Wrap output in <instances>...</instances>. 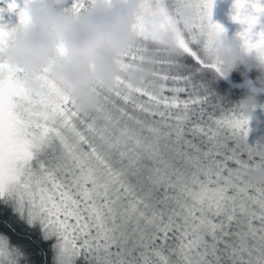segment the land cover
Returning a JSON list of instances; mask_svg holds the SVG:
<instances>
[{
	"label": "snow or ice",
	"instance_id": "obj_1",
	"mask_svg": "<svg viewBox=\"0 0 264 264\" xmlns=\"http://www.w3.org/2000/svg\"><path fill=\"white\" fill-rule=\"evenodd\" d=\"M91 3L68 0L67 10ZM214 5L145 0L120 59L129 69L155 53L153 75L133 88L122 69L113 88L94 86L99 103L87 113L47 70L46 91L25 87L3 52L28 24L27 9L8 0L7 10L19 8L8 27L0 8V224L15 232V217L37 231L48 243L42 264H264V185L246 179L264 164V137L250 144L252 119L198 75L220 72L212 53L226 29ZM233 8L246 25L242 45L264 55V0ZM153 15L159 25L148 24ZM160 29L174 33L178 54L158 47ZM0 264L36 262L0 233Z\"/></svg>",
	"mask_w": 264,
	"mask_h": 264
},
{
	"label": "clouds",
	"instance_id": "obj_2",
	"mask_svg": "<svg viewBox=\"0 0 264 264\" xmlns=\"http://www.w3.org/2000/svg\"><path fill=\"white\" fill-rule=\"evenodd\" d=\"M144 4L145 0H92L86 11L72 12L67 10L68 0H27L29 22L17 28L3 56L21 70L30 92L46 91L41 73L47 70L69 90L79 112H90L99 103L94 86L113 88L122 69L133 88L153 75L155 53H145L142 62L129 69H124L120 59L136 40ZM147 20L149 25L161 23L157 15ZM61 47L63 54L59 52ZM158 47L178 54L171 30L160 29ZM212 55L220 66L216 79H228L240 66L246 72L255 68L260 73L257 81L247 80L249 91L236 104L252 120L257 119L258 85L264 87V55L247 51L240 40L226 33L219 37ZM246 179L264 185V164L249 171Z\"/></svg>",
	"mask_w": 264,
	"mask_h": 264
},
{
	"label": "trees",
	"instance_id": "obj_3",
	"mask_svg": "<svg viewBox=\"0 0 264 264\" xmlns=\"http://www.w3.org/2000/svg\"><path fill=\"white\" fill-rule=\"evenodd\" d=\"M181 63L185 66L186 71H197V64L194 60L187 57H180ZM246 73V75H242ZM198 75L201 77L202 82L205 83L208 88L217 96L224 100L228 106H235L239 101L238 98H242L249 91V85L247 80L256 81V72L247 71L243 66L234 70L228 79L219 78L216 79L218 73L213 71L199 72ZM260 73L257 75V78ZM259 87L257 96L264 97V87ZM240 98V99H241ZM252 136L249 134L248 140L250 144H255ZM16 228L13 232L11 229L6 228L3 224H0V233L8 235L13 243H23L27 245L29 253L32 255V259L36 264H42L44 257L40 255L41 251H47L48 243L43 242L40 239L39 233L29 229L25 224L15 222V217H10ZM50 259V253H49Z\"/></svg>",
	"mask_w": 264,
	"mask_h": 264
},
{
	"label": "rangeland",
	"instance_id": "obj_4",
	"mask_svg": "<svg viewBox=\"0 0 264 264\" xmlns=\"http://www.w3.org/2000/svg\"><path fill=\"white\" fill-rule=\"evenodd\" d=\"M234 0H215V5L213 9V20L222 24L226 29V34L228 36H235L238 40V32L241 31L246 25L240 24L238 21H234L232 19V15L234 13L233 8ZM5 19V20H4ZM6 22L8 27H12L17 24L11 19H6L3 15V21ZM251 71L256 72V81L257 75L259 72L253 68ZM233 72V71H232ZM255 114L257 119L251 120V128L250 135L255 142L261 137H264V97L257 96V107L255 109Z\"/></svg>",
	"mask_w": 264,
	"mask_h": 264
},
{
	"label": "flooded vegetation",
	"instance_id": "obj_5",
	"mask_svg": "<svg viewBox=\"0 0 264 264\" xmlns=\"http://www.w3.org/2000/svg\"><path fill=\"white\" fill-rule=\"evenodd\" d=\"M7 3L8 0H0V8L6 9L2 15L6 17V19H11L14 22L18 23L19 22V17H18V11L19 8L16 10H7ZM17 3L19 7H24L25 6V0H17ZM5 20V19H4ZM261 24H264V17H261ZM260 25H257V30L259 29Z\"/></svg>",
	"mask_w": 264,
	"mask_h": 264
},
{
	"label": "bare ground",
	"instance_id": "obj_6",
	"mask_svg": "<svg viewBox=\"0 0 264 264\" xmlns=\"http://www.w3.org/2000/svg\"><path fill=\"white\" fill-rule=\"evenodd\" d=\"M241 98V97H240ZM240 98H238V100H240Z\"/></svg>",
	"mask_w": 264,
	"mask_h": 264
}]
</instances>
